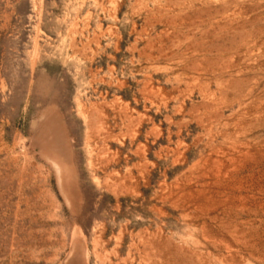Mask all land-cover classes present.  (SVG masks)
<instances>
[{
    "label": "rangeland",
    "instance_id": "1",
    "mask_svg": "<svg viewBox=\"0 0 264 264\" xmlns=\"http://www.w3.org/2000/svg\"><path fill=\"white\" fill-rule=\"evenodd\" d=\"M0 264H264V0H0Z\"/></svg>",
    "mask_w": 264,
    "mask_h": 264
}]
</instances>
